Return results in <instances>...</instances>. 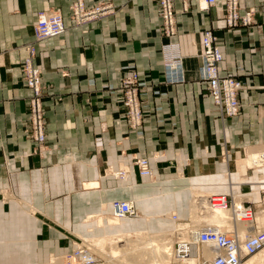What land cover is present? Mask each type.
Listing matches in <instances>:
<instances>
[{"label": "crops", "instance_id": "0c3cea01", "mask_svg": "<svg viewBox=\"0 0 264 264\" xmlns=\"http://www.w3.org/2000/svg\"><path fill=\"white\" fill-rule=\"evenodd\" d=\"M73 1L0 0V264H46L66 256L81 237L105 233L98 221L111 215L113 200H133L139 217L171 211L183 221L191 202L187 185L247 200L264 187V165L246 163L264 154L254 152L264 145V0H240L241 10L254 9L253 22L236 28L224 24L223 0L206 11H183L176 0L180 35L173 41L185 70V80L177 83L164 76L160 50L169 38L160 35L158 0H111L113 14L80 24L70 19ZM52 9L64 15L67 30L37 44L47 139L34 152L22 133L30 94L23 57L37 16ZM208 26L224 55L221 74L243 83L234 117H220L199 78L201 35ZM134 70L143 115L136 131L128 127L118 86ZM242 146L245 157L233 160ZM154 150L161 155L149 159L150 167L160 181L145 182L149 178L138 174L134 158ZM241 165L258 171V180L250 182L254 171L247 169L248 180L236 182V174L245 175ZM218 174L224 176L221 190L213 187ZM260 193L250 201L261 202ZM138 221L115 226L129 231L141 228L144 220ZM158 221L150 224L157 227ZM235 225L241 239L252 231Z\"/></svg>", "mask_w": 264, "mask_h": 264}, {"label": "built area", "instance_id": "2783aa9c", "mask_svg": "<svg viewBox=\"0 0 264 264\" xmlns=\"http://www.w3.org/2000/svg\"><path fill=\"white\" fill-rule=\"evenodd\" d=\"M176 0H158L157 12L160 17L161 33L169 37V42L163 45L162 56H164V76L169 83H177L185 80L183 69L184 56L181 54L178 43L170 41L176 34ZM183 11H187L189 0H179ZM217 0H196L198 10L208 9L216 6ZM108 10L105 3L89 5L85 0H74L70 5V19L73 24L88 22L102 16ZM221 17L230 28L238 26H250L253 22L254 9H240V0H224L221 8ZM106 14V13H105ZM33 39L25 46L26 54L23 57L22 75L27 89L30 90L28 97L27 122L22 128V133L34 143V152L42 151L45 147L46 118H44V104L42 97V74L35 64L38 53V43L48 38L60 36L67 30V23L60 10H45L40 12L33 25ZM202 51L200 55L199 78L205 85L208 97L212 99L214 107L220 117H234L239 114L240 98L239 91L243 88L240 78L232 75L221 74L219 69L224 55L214 35L212 27L208 26L202 30ZM135 71V72H134ZM131 75L123 76L119 82L124 97L123 105L127 108V116L130 128L140 127L143 121L141 103L138 98L139 76L136 70ZM134 164L142 177H151L150 161L144 156L134 158ZM211 210L231 211L234 225L228 228L220 227L218 224L204 223L190 230L195 236L197 245L208 247L214 255L204 260L201 264H242L246 256L256 254L264 248V228H256L254 204L244 198L241 203L236 204L231 194H209L206 198ZM112 215L122 218L124 216H135L137 214L134 204L129 200H113ZM264 208L263 202L260 204ZM172 217L178 219L173 213ZM188 223V222H186ZM236 223L245 226L251 232H247L242 239L239 237ZM190 241L179 240L177 246V258L189 256ZM90 249L83 243L73 247L66 255V264H92L93 259L88 255ZM74 257V262L68 258Z\"/></svg>", "mask_w": 264, "mask_h": 264}, {"label": "bare ground", "instance_id": "6f19581e", "mask_svg": "<svg viewBox=\"0 0 264 264\" xmlns=\"http://www.w3.org/2000/svg\"><path fill=\"white\" fill-rule=\"evenodd\" d=\"M217 2H218V0H217ZM223 3H224V0H223ZM198 11H204V10H198ZM173 38L174 37H172L170 39V41L174 43L175 41H173L174 40ZM175 43H177V42H175ZM199 57H200V55H199ZM163 66H164V56H163ZM183 69H184V66H183ZM211 101H212V99H211ZM212 103H213V101H212ZM246 163L248 166H252V167L262 166V165H264V154L257 155V156H250L249 159L246 161ZM125 170H126L125 172L127 173L128 168H126ZM151 173H152V170H151ZM144 178L150 179V178H152V176L151 177H144ZM260 179L264 180V177L261 175ZM212 181H213V185H214L213 187L216 188V190H221V188H222L221 184L223 185V183H224L223 182L224 176L219 175V174L213 175ZM251 184H253V183H251ZM92 185H93L92 183H88V184L86 183V187L92 186ZM215 185H217V187ZM191 187H192V191H193V196L191 199V202H192L191 206H192V211H193L192 214H193L194 220H196V221L206 220L205 222L209 221L211 224L214 223V224H218L220 227L223 226L225 221L228 218L227 215L229 213V209L222 210V211L211 210L208 206L207 201H206L207 194L205 193V191H203L199 186H196V185H192ZM227 194H229V192ZM124 200H129L133 204V200H130V199H124ZM111 206H112V204H111ZM134 206H135V204H134ZM201 211H205L204 212L205 214L204 215L200 214ZM172 214L173 213L169 212L168 214L164 213L163 215L167 219L169 218V220L171 222H172V220H173V222H178L177 223L178 224L177 229H175L173 231L169 230V231L152 233V232H148L145 230H139V231L128 232V233L125 232V234L120 233V234H116V235H110V237L107 236L104 238L95 237V238L91 239L90 242H92V244L94 246H97L100 253L107 255L109 264H118V263H115V261H117V260H119L117 262H119L120 264H170L171 262H176L177 264H201V262H203L204 260L211 258L212 255H214V252H212L208 247L204 246L205 248H202V249L199 248L198 249L195 236L190 231L194 228H190L189 223H186V222H180L179 223L180 218L177 217V215L175 214L178 219H174L172 217ZM167 215H169V216H167ZM111 216H109V218L107 220L108 225H106L109 228H110V226L118 224L119 221L122 220L121 218H118L115 215L113 216L111 214ZM124 217H122V218H124ZM191 217H192V215H191ZM139 218L146 221V219H144L142 217H139ZM197 218H201V219L197 220ZM196 221H194V222H196ZM98 222H99V225L103 224V220L101 218ZM159 222H162V221H159ZM209 222H207V223H209ZM161 224H163V223H161ZM175 232H177V235H176L177 242L179 240L190 241L189 244H190L191 248H190L189 256H184L181 259L177 258V254H178L177 249H175V251H173V247L171 246V244H169L170 240L169 241L167 240V237L171 235V238H172V236L175 235ZM83 239L86 240V238H83ZM90 242H88V243H90ZM120 242H125V244H124L125 247H120L118 245V243H120ZM88 243H86L85 245H87ZM87 247L90 249V252L88 253V255L91 256V258L93 259L92 264H94L97 260V254H95V252L93 251L94 249L91 248L92 245L87 246ZM128 255L136 256L138 258V260L140 259V263L135 262L136 260H134V261L129 260L128 258H130V257L127 258ZM103 258H104V256H103ZM245 258H244L242 264H264V248L259 250L256 254L251 255L250 257L246 258V260H245ZM65 259H67V258L65 257ZM70 260L72 262H74L75 259H74V257H71V258L69 257L68 261H70ZM50 261H51V263L61 264L58 261V259H55L53 257ZM64 264H66V260H65Z\"/></svg>", "mask_w": 264, "mask_h": 264}, {"label": "rangeland", "instance_id": "374dc122", "mask_svg": "<svg viewBox=\"0 0 264 264\" xmlns=\"http://www.w3.org/2000/svg\"><path fill=\"white\" fill-rule=\"evenodd\" d=\"M101 3H105L106 5H108V10L102 15V16H99V17H97V18H95V19H92V20H98V19H102V18H104V16H106V15H109V14H113V8H114V5H113V3L111 2V0H105V1H103V2H95V3H89V5H95V4H101ZM222 7V6H221ZM196 9V11L198 10L197 9V7H196V3H195V5H189V1H188V8H187V10H190V9ZM73 20V18L71 19V21ZM92 20H89V21H92ZM88 21V22H89ZM210 27H212V26H210ZM160 35H164V34H162L161 33V28H160ZM178 35H180V33H178V31H177V29H176V34H175V36L177 37ZM169 38V37H168ZM165 43H163L162 45H161V50H160V52L162 53V50H163V45H164ZM161 56H162V54H161ZM162 61H163V56H162ZM35 64L37 65V63H36V60H35ZM38 66V65H37ZM135 72V71H134ZM132 73V72H131ZM131 73H125L123 76H126V75H131ZM122 76V77H123ZM138 76H139V74H138ZM121 77V78H122ZM120 78V79H121ZM119 82H120V80H119ZM118 85H119V83H118ZM122 90V89H121ZM29 93H30V90H29ZM123 97H124V94H123V92H122V99H123ZM138 98H139V93H138ZM122 99H121V101H122ZM139 101H140V103H141V100L139 99ZM122 103H123V101H122ZM124 106V105H123ZM125 107V106H124ZM125 115L127 116V108L125 107ZM143 122V121H142ZM127 123H128V127H129V129H131L130 128V125H129V122H128V116H127ZM142 124V123H141ZM136 129H138V127H136V128H132L131 130H133V131H136ZM244 147L245 146H242L239 150H238V152H240V151H242L241 153H240V155L238 154V157L236 158V155H234L235 153L234 152H232V159L233 160H235V161H237V160H240V159H242V158H244L245 156H244V154H245V150H244ZM232 149H234V148H232ZM244 150V151H243ZM247 151V150H246ZM253 151V150H252ZM254 152H257V153H262V152H264V145H262L261 146V149H256V150H254ZM237 154V153H236ZM160 153L157 151V150H154V151H152V154L150 155V156H148V155H138V156H144V157H147L148 159H150V160H152L153 158L155 159V158H159L160 157ZM234 155V156H233ZM136 158V157H135ZM236 158V159H235ZM134 161H135V159H134ZM233 162V161H232ZM242 166V165H241ZM240 166V170H243L244 171V173H245V175L244 176H240V174L238 175V174H236V177H239V180L238 181H236L237 179L235 178L234 179V182L236 181V182H240L241 183V181H247L248 180V177H247V174H246V170L247 169H250V170H252V171H254V169L253 168H247L246 166H242L241 167ZM239 170V171H240ZM137 172H138V168H137ZM139 174V173H138ZM152 178H150V179H144L143 178V180H145V182L146 181H148V182H155V183H157V182H159L160 181V179L158 178L159 177V175H157V173H153V171H152ZM257 175H258V171H254V176L250 179L251 181L250 182H253V181H257L258 179H257ZM141 176V175H140ZM142 177V176H141ZM244 177V178H243ZM264 177V176H263ZM187 184H189V183H187ZM252 185V184H251ZM192 187H190V185H187V189H188V191H187V194L189 195V202L191 201V199H192V195H193V192H192V189H191ZM259 192H261L260 194H261V199H262V201L261 202H259V203H257L256 202V204L255 203H253L254 205V211H255V219H256V228L258 227L259 229H261V228H264V208L263 209H261V206H260V204L263 202V204H264V187H261L260 189H256V190H253V192L250 194V196H248V198H250V199H256L257 197H258V195H259ZM166 194H168V193H166ZM208 196V195H207ZM239 196H241V195H239V194H237V195H234V200L235 201H237V204H239V203H241V201L244 199V197H246V196H241V197H239ZM247 198V197H246ZM249 199V200H250ZM155 202H156V200H154ZM252 201V200H251ZM155 202H154V204H155ZM153 202H151V204H152ZM187 210H188V216H187V218L186 219H183V221L180 219L179 220V223L180 222H188L189 224H190V228H193V226L194 227H198L199 225H201V224H204V222L206 221V220H203V221H200V220H198V219H201V218H197V220L198 221H196V220H194V217H193V211H192V206H191V202L189 203V205L187 206ZM168 212H171V211H168ZM168 212H165V213H168ZM200 212V211H199ZM205 211H201V213L200 214H205L204 213ZM172 213V212H171ZM191 215H192V217H191ZM202 215V216H203ZM109 216H111V215H109ZM109 216L108 217H106L105 219H103V229L105 230V233H101V234H98V235H95V236H85V237H81V239H78V241L77 242H75L74 243V245H73V247H76L77 245H81V243L83 242V244H86V243H88V242H90L91 241V239H93V238H95V237H101V238H104V237H110V235H116V234H120V233H124L125 234V232H134V231H139V230H145V231H148V232H152V233H154V232H163V231H173V230H175V229H177V227H178V222H174V223H172L171 224V226L169 225L170 224V220H169V218L167 219L166 217H164V215H163V213H162V215H157V216H154V217H142V218H144V219H146V222H144V221H142V226H141V228L139 227V228H135V229H133V230H129V231H121V230H119V226H115V225H113V226H110V227H112L113 229H111L110 231L108 230V228L109 227H107L106 225H108V218H109ZM136 216H138V212H137V215ZM136 216H134V217H136ZM167 216H169V215H167ZM132 217V216H131ZM232 215H230L228 218H227V223H224V226L223 227H225V228H228V227H231L232 226ZM154 219H158L159 221H162V222H159L158 221V226L157 227H153L151 224H150V222L152 221V220H154ZM196 219V218H195ZM127 220V221H126ZM124 219V221H122L121 220V222H128V223H132V222H137L138 220H136V219H134V220H131V219ZM139 221H140V218H139ZM138 221V222H139ZM194 221H196V222H194ZM203 222V223H202ZM207 222H209V221H207ZM207 222H205V223H207ZM161 223H163V224H161ZM194 223V224H193ZM201 223V224H200ZM210 223V222H209ZM196 224V225H195ZM211 224V223H210ZM226 225V226H225ZM103 232V231H102ZM176 235H177V232H175V235L174 236H172V238H171V235L170 236H168L167 237V240L169 241L170 240V243L169 244H171V246L173 247V251H175V249L177 248V246H176V243H177V237H176ZM244 235V234H243ZM83 238H86V240L85 239H83ZM88 240V241H87ZM86 242V243H85ZM125 242H120V243H118V245L120 246V247H125ZM90 245H92V249H94L93 251L95 252V254H97V260H96V262L94 263V264H109V262H108V257H107V255H105V254H103V253H100L99 252V249L97 248V246H94L93 244H92V242H90V243H88L86 246H90ZM198 246V245H197ZM96 247V248H95ZM199 248H205L204 246H202V245H199L198 246V249ZM103 256H104V258H103ZM65 257L66 256H61V257H53V258H55V259H58V261L61 263V264H64V262H65ZM128 257H130V258H128ZM247 258L248 257H250V256H246ZM127 258L129 259V260H132V261H134V260H136L135 262H137V263H140V259L138 260V258L136 257V256H130V255H128L127 256ZM52 259V258H51ZM51 259H49V261L46 263V264H50L51 263ZM63 260V261H62ZM107 260V261H106ZM117 261H119V260H117ZM117 261H115V263H118V264H120L119 262H117ZM63 262V263H62ZM143 263V262H142ZM51 264H55V263H51ZM170 264H177L176 262H171Z\"/></svg>", "mask_w": 264, "mask_h": 264}]
</instances>
